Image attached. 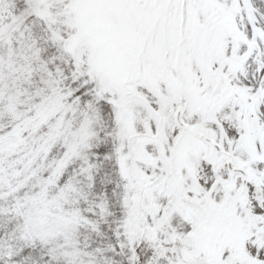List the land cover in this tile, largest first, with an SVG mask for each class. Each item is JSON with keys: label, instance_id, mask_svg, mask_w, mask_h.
Listing matches in <instances>:
<instances>
[{"label": "snow or ice", "instance_id": "6c2138e0", "mask_svg": "<svg viewBox=\"0 0 264 264\" xmlns=\"http://www.w3.org/2000/svg\"><path fill=\"white\" fill-rule=\"evenodd\" d=\"M0 264H264V0H0Z\"/></svg>", "mask_w": 264, "mask_h": 264}]
</instances>
